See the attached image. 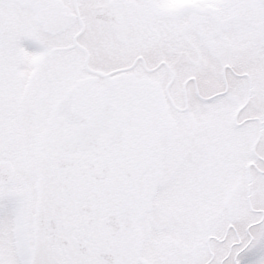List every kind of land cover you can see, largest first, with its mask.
<instances>
[{
  "label": "snow or ice",
  "instance_id": "1",
  "mask_svg": "<svg viewBox=\"0 0 264 264\" xmlns=\"http://www.w3.org/2000/svg\"><path fill=\"white\" fill-rule=\"evenodd\" d=\"M0 264H264V0H0Z\"/></svg>",
  "mask_w": 264,
  "mask_h": 264
}]
</instances>
